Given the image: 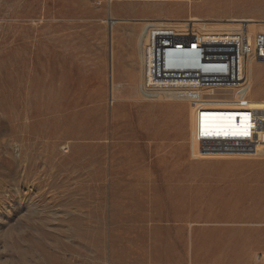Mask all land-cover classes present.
<instances>
[{
  "label": "rangeland",
  "instance_id": "obj_1",
  "mask_svg": "<svg viewBox=\"0 0 264 264\" xmlns=\"http://www.w3.org/2000/svg\"><path fill=\"white\" fill-rule=\"evenodd\" d=\"M249 18L262 31L264 0H0V264H169L184 250L188 263L207 264L208 247L237 232L254 248L264 151L203 154L186 97L152 100L112 82L111 30L121 47L149 22L205 34ZM251 63L263 106L264 63ZM224 94L210 106L227 109ZM147 110L162 122L145 138L118 121Z\"/></svg>",
  "mask_w": 264,
  "mask_h": 264
},
{
  "label": "built area",
  "instance_id": "obj_2",
  "mask_svg": "<svg viewBox=\"0 0 264 264\" xmlns=\"http://www.w3.org/2000/svg\"><path fill=\"white\" fill-rule=\"evenodd\" d=\"M153 37L155 46L160 49L164 78L183 81L184 88L194 91L192 96H188V100L197 110L198 120L194 138L200 152L218 156L261 155L264 148V117L249 106L251 95L245 63L249 57L256 62L264 63V31L258 32L253 42L245 36L241 40L234 39L220 44L206 43L199 35L180 38L165 33ZM167 49H179L177 54H174L175 59L168 63L165 56ZM185 50H192L189 57ZM182 55L188 63L196 64L198 61H203L206 67L218 71L203 73L197 69L177 71L165 68L167 64L181 63L179 61ZM164 78L162 80H165ZM215 92L229 94L235 98L234 101H229L235 103L231 112H226L240 115L239 120L238 116L236 117L235 131L213 133L208 129V125H205L204 118L213 113L211 112L213 107L210 106L213 100L210 97ZM241 115L246 116V120L242 121ZM262 257V255L259 257V261Z\"/></svg>",
  "mask_w": 264,
  "mask_h": 264
},
{
  "label": "bare ground",
  "instance_id": "obj_3",
  "mask_svg": "<svg viewBox=\"0 0 264 264\" xmlns=\"http://www.w3.org/2000/svg\"><path fill=\"white\" fill-rule=\"evenodd\" d=\"M237 21L248 23L246 32H245L243 23H241L240 26L237 28L236 27L234 28V26H231V27H227L226 29H221V31L223 32H218V33L209 32V33H205L201 35L200 33H194V32L191 33L188 31L187 28L177 29V30L176 29L175 30L174 29H164L161 23L156 24V23L149 22L143 26L144 28L143 30H141L139 33H137L134 36L133 39H131L128 45L122 44L121 47L115 44L116 42L115 41V38H116L115 31L111 30L112 43H113V48H112L113 87L115 88L116 83L128 82L131 85L137 84L139 86V89L141 88L140 93L144 98H148L152 100L162 99V96L160 94L162 93L169 100L182 99L183 97H186V99H188L187 97L192 96L194 91L184 88L183 81H179L178 79L175 80L173 78H164V75L162 73L164 68H162L161 61H160V58H161L160 49L155 46L153 35L155 36L158 34L160 35V34L170 33L180 38H185V37L192 38L195 35H199L202 37V39L206 43H213V44H220L221 42L232 41L234 39L241 40L243 39V37L245 38L246 36V38H248L250 42H253L255 35L258 33L257 26H256L257 24L255 23V21H258V20L249 18V19H239ZM262 22L264 23V20ZM260 29L264 31V27H261ZM178 50L179 49H173V50L167 49L165 51V56L168 59L167 63L168 61L170 62V60L175 59L174 54H177ZM185 51L188 52V57H189V53L192 50L191 51L185 50ZM251 58L252 57H249L245 63V69L247 72V80L249 83V93L251 95L249 106L251 107V109L256 110L261 117L262 116L264 117V105L262 106V104L259 102V99H255L252 97L253 92H252V74H251L252 63L251 62L253 59ZM179 62L181 63H177L175 65L167 64V67L165 68L171 69V70H177V71L197 69L198 71L203 72V73H216L218 71V70L206 67L207 65H205L203 61L202 62L198 61L196 62V64L188 63V61L186 62V58L183 57V55H182L181 61ZM121 70L123 71V73H120ZM63 78L65 80L67 78L65 71L63 74ZM163 78L165 80H162ZM63 89H65V87H63ZM65 94H66V91L64 90L63 95L65 96ZM116 97L118 96L116 95ZM211 97L217 98L219 97V95H216V92H215ZM224 97H225L223 98L224 100H228V101L235 100V98L229 94H226V95L224 94ZM130 103L135 104L134 105L135 107H140L139 105L140 98L138 97V99L132 100V101L127 100L126 103L123 105L124 109L128 108V105ZM226 105H227L226 107L227 109L219 110L218 104L216 103L213 104L212 106L213 109L211 111L213 113H211L210 115H207L205 119L208 121L209 118H213V119L218 118L221 114H223V112L225 113L231 112L232 107L235 105V103L226 102ZM190 107H191V111L193 112L194 105H191ZM154 111H151V110L143 111L142 113L137 114L136 118L134 119L127 116V114L124 113L120 116L119 118L120 120L118 121L122 122L125 126H128V124L132 125V122H136L138 126L142 128L140 138L141 137L145 138L146 136H149L146 133L145 129H147V127H149L151 123L155 122V124H159L162 122L161 116L157 117L156 120L155 119L153 120L151 118L152 112ZM229 116L231 117H229V119L223 123L224 125H222L221 123H217L216 122L217 120L215 121L217 124L212 130L213 133H217V132L230 133L232 131H235L234 127L236 124V117L238 116L237 119L239 120L240 115L239 114L237 115L235 113H229ZM226 117L227 116H225V118ZM241 117H242L241 118L242 121L246 120L245 118L246 116L241 115ZM193 141H196L195 138H193ZM194 144L198 145L197 142ZM262 151H264V148Z\"/></svg>",
  "mask_w": 264,
  "mask_h": 264
},
{
  "label": "crops",
  "instance_id": "obj_4",
  "mask_svg": "<svg viewBox=\"0 0 264 264\" xmlns=\"http://www.w3.org/2000/svg\"><path fill=\"white\" fill-rule=\"evenodd\" d=\"M203 241L200 240V247H197L199 258L202 254ZM207 259L205 263L209 264H243L250 257H258L264 253V236H260L255 242V246L250 247L245 240H241L239 233L232 236H223L218 239L214 245L208 247ZM257 255V256H256ZM173 260H168L169 264H190L187 261L186 251L175 253ZM264 257V256H263ZM262 257V258H263ZM243 262V263H242ZM262 262V261H260ZM162 262L155 256H144L143 260L138 261V264H161Z\"/></svg>",
  "mask_w": 264,
  "mask_h": 264
}]
</instances>
